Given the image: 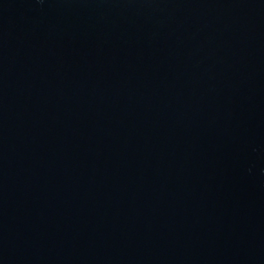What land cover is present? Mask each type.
I'll use <instances>...</instances> for the list:
<instances>
[{"label": "water", "instance_id": "obj_1", "mask_svg": "<svg viewBox=\"0 0 264 264\" xmlns=\"http://www.w3.org/2000/svg\"><path fill=\"white\" fill-rule=\"evenodd\" d=\"M0 264H264V0H0Z\"/></svg>", "mask_w": 264, "mask_h": 264}]
</instances>
